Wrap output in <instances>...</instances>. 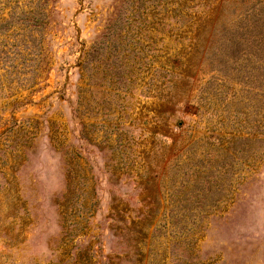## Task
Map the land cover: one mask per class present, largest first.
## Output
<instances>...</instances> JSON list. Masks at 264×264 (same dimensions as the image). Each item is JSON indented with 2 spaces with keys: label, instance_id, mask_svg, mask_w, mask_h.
Wrapping results in <instances>:
<instances>
[{
  "label": "rangeland",
  "instance_id": "1",
  "mask_svg": "<svg viewBox=\"0 0 264 264\" xmlns=\"http://www.w3.org/2000/svg\"><path fill=\"white\" fill-rule=\"evenodd\" d=\"M0 264H264V0H0Z\"/></svg>",
  "mask_w": 264,
  "mask_h": 264
}]
</instances>
